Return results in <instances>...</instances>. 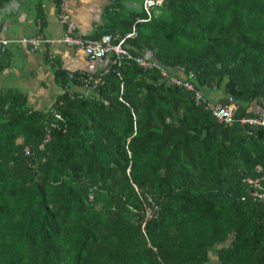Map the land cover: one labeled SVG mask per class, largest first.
Listing matches in <instances>:
<instances>
[{
    "label": "trees",
    "instance_id": "1",
    "mask_svg": "<svg viewBox=\"0 0 264 264\" xmlns=\"http://www.w3.org/2000/svg\"><path fill=\"white\" fill-rule=\"evenodd\" d=\"M133 11L90 37L134 23L125 48L191 71L233 122L131 60L90 75L85 93L54 62L65 89L45 108L0 88V264H206L211 252L213 264H264V204L243 181L264 173V126L238 121L264 110V0H161L146 21Z\"/></svg>",
    "mask_w": 264,
    "mask_h": 264
},
{
    "label": "crops",
    "instance_id": "2",
    "mask_svg": "<svg viewBox=\"0 0 264 264\" xmlns=\"http://www.w3.org/2000/svg\"><path fill=\"white\" fill-rule=\"evenodd\" d=\"M126 1L141 3V0H123V3ZM58 2L59 0L5 2L0 7V37L10 40L19 36H42L50 40L60 37L63 26L56 18ZM63 2L69 19L74 23L75 32L81 37H90L104 24L109 25V22L117 21L114 20L117 13L125 17L134 14L133 10L140 9L143 12L141 6L136 8L123 4L130 10L120 9L115 0H63ZM137 19L143 21V18L136 17L135 21ZM5 50L0 54V88H14L23 92L27 104L32 108L47 107L55 96L65 89L60 88L56 82L54 62L67 75L77 73L79 81L81 74L98 73L105 69L108 63L107 58L89 59L80 49L63 43L49 44L44 50H30L28 46L11 42ZM49 54L52 57H49ZM88 86L83 82L80 86L70 83L66 89L85 93ZM219 95V92L211 90L205 93L204 97L210 96L209 101L213 102ZM249 107L258 110L254 102Z\"/></svg>",
    "mask_w": 264,
    "mask_h": 264
},
{
    "label": "built area",
    "instance_id": "3",
    "mask_svg": "<svg viewBox=\"0 0 264 264\" xmlns=\"http://www.w3.org/2000/svg\"><path fill=\"white\" fill-rule=\"evenodd\" d=\"M161 0H141L140 6L145 13L146 20L150 16V9L154 5H159ZM56 18L59 24L63 26L62 35L58 38L48 39L42 36H19L15 39H6L0 37V52H4L7 45L11 42H16L28 46L30 50L41 49L53 43H63L67 46H74L80 49L89 59L107 58L108 63H118L121 60H131L136 65L143 69L154 68L158 70L159 75L162 78L167 79L171 84L179 85L192 93V97L195 103H204V108L210 111V114L215 117L217 121L224 124H231L234 120L232 104H220L219 102L206 101L201 91L194 87L190 80L192 76L191 71H184L182 67L177 66L176 71L183 76H177L175 74H169L168 71L160 66L153 60L145 59L139 55H132L125 48V40L127 38H133L136 35V29L134 23L130 26L129 30L119 35L114 32L103 33L97 37H81L75 32L74 23L69 19L65 9L63 0L58 2V10ZM142 19H137L140 21ZM49 57H52L49 54ZM106 70L103 69L104 72ZM71 77V74L68 75ZM98 78H92L90 75L80 76V80L87 86L89 80H92V84H95ZM241 124H259L264 126V112L259 113L255 117H240L238 119ZM26 152V149H25ZM254 171L257 176H247L243 179L248 190L247 195L252 201L260 202L264 204V173L259 165L254 166Z\"/></svg>",
    "mask_w": 264,
    "mask_h": 264
},
{
    "label": "water",
    "instance_id": "4",
    "mask_svg": "<svg viewBox=\"0 0 264 264\" xmlns=\"http://www.w3.org/2000/svg\"><path fill=\"white\" fill-rule=\"evenodd\" d=\"M125 6H130V7H136V8H138V7H140V4H136L135 2H133V1H126V2H124L123 3Z\"/></svg>",
    "mask_w": 264,
    "mask_h": 264
},
{
    "label": "rangeland",
    "instance_id": "5",
    "mask_svg": "<svg viewBox=\"0 0 264 264\" xmlns=\"http://www.w3.org/2000/svg\"><path fill=\"white\" fill-rule=\"evenodd\" d=\"M9 44H10V43H9ZM7 46H8V45H7ZM207 98H208V100H210V96H207ZM213 102H214V101H213ZM210 257H211V258H210L211 260H210L209 262H207L206 264H213V262H214V258H213V257H214V254H213V252L210 253Z\"/></svg>",
    "mask_w": 264,
    "mask_h": 264
}]
</instances>
